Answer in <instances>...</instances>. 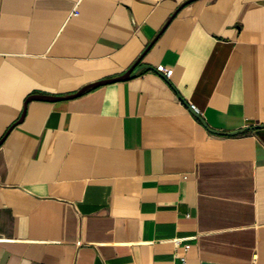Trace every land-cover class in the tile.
Instances as JSON below:
<instances>
[{
  "label": "crops",
  "instance_id": "0c3cea01",
  "mask_svg": "<svg viewBox=\"0 0 264 264\" xmlns=\"http://www.w3.org/2000/svg\"><path fill=\"white\" fill-rule=\"evenodd\" d=\"M258 125L264 0H0V264H264Z\"/></svg>",
  "mask_w": 264,
  "mask_h": 264
},
{
  "label": "water",
  "instance_id": "95a60500",
  "mask_svg": "<svg viewBox=\"0 0 264 264\" xmlns=\"http://www.w3.org/2000/svg\"><path fill=\"white\" fill-rule=\"evenodd\" d=\"M148 48H149V46H148ZM137 63H135L134 65H132L124 74H122L120 76L113 77V78H109V79L99 80V81L94 82V83H91L89 85H85L80 90H78L77 92H75V93H73L71 95H66V96L33 95L30 98L31 99L48 100V101H56V100H63V99L75 98V97H78L79 95H81L82 93H84L85 91L90 90V89H93V88H95L97 86H101V85H105V84H109V83H113V82H117V81L127 80V79L133 77L138 72V70H140L142 67H144V66L136 67L137 66ZM197 117H199V116L197 115ZM262 126H264V125H258V126H254V127H249L247 129H255V128L262 127ZM244 130L245 129H241L239 131L230 132L228 134L234 135V134L243 132Z\"/></svg>",
  "mask_w": 264,
  "mask_h": 264
},
{
  "label": "built area",
  "instance_id": "2783aa9c",
  "mask_svg": "<svg viewBox=\"0 0 264 264\" xmlns=\"http://www.w3.org/2000/svg\"><path fill=\"white\" fill-rule=\"evenodd\" d=\"M164 75L169 78L172 74V70H166V71H163ZM190 108L194 111V113H196L197 115L200 114V110L194 105V104H191L190 103ZM181 242V239L179 238H176L174 239V243L175 245H178L179 243ZM190 245L189 244H186L185 245V250L189 249Z\"/></svg>",
  "mask_w": 264,
  "mask_h": 264
}]
</instances>
